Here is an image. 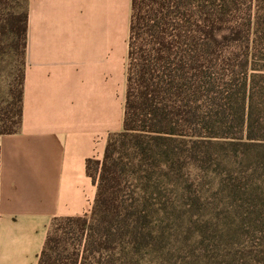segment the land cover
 Returning <instances> with one entry per match:
<instances>
[{
    "label": "trees",
    "instance_id": "obj_1",
    "mask_svg": "<svg viewBox=\"0 0 264 264\" xmlns=\"http://www.w3.org/2000/svg\"><path fill=\"white\" fill-rule=\"evenodd\" d=\"M219 1L131 0L122 129L37 264H264V0ZM27 19L26 0L1 25L21 69L0 134L21 123Z\"/></svg>",
    "mask_w": 264,
    "mask_h": 264
},
{
    "label": "crops",
    "instance_id": "obj_2",
    "mask_svg": "<svg viewBox=\"0 0 264 264\" xmlns=\"http://www.w3.org/2000/svg\"><path fill=\"white\" fill-rule=\"evenodd\" d=\"M21 123L0 134V264H37L51 220L89 213L86 172L122 129L131 0H27Z\"/></svg>",
    "mask_w": 264,
    "mask_h": 264
},
{
    "label": "rangeland",
    "instance_id": "obj_3",
    "mask_svg": "<svg viewBox=\"0 0 264 264\" xmlns=\"http://www.w3.org/2000/svg\"><path fill=\"white\" fill-rule=\"evenodd\" d=\"M209 1L212 9L219 10L222 8L221 1ZM250 2H253V6L256 5L255 0H238V7H234L233 10L234 12L239 11L233 14L242 16ZM25 7L26 0H0V130L4 126L2 124L3 120L8 121L12 115L14 118L15 105H11L12 95L10 90L17 87L19 68L21 69L19 58L10 47L8 35L1 32V25L10 12L24 11ZM109 134H107L106 140Z\"/></svg>",
    "mask_w": 264,
    "mask_h": 264
}]
</instances>
